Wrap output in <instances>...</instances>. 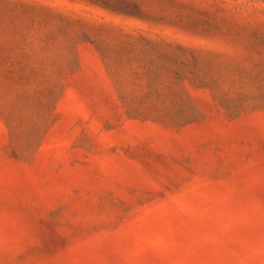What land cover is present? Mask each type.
I'll return each mask as SVG.
<instances>
[{
  "label": "rangeland",
  "instance_id": "374dc122",
  "mask_svg": "<svg viewBox=\"0 0 264 264\" xmlns=\"http://www.w3.org/2000/svg\"><path fill=\"white\" fill-rule=\"evenodd\" d=\"M0 264H264V0H0Z\"/></svg>",
  "mask_w": 264,
  "mask_h": 264
}]
</instances>
